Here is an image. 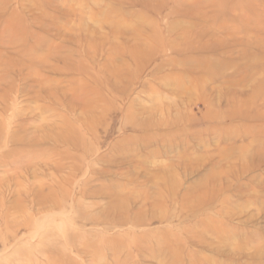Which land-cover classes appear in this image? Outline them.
Here are the masks:
<instances>
[{"label":"rangeland","instance_id":"374dc122","mask_svg":"<svg viewBox=\"0 0 264 264\" xmlns=\"http://www.w3.org/2000/svg\"><path fill=\"white\" fill-rule=\"evenodd\" d=\"M263 154L264 0H0V264H264Z\"/></svg>","mask_w":264,"mask_h":264},{"label":"bare ground","instance_id":"6f19581e","mask_svg":"<svg viewBox=\"0 0 264 264\" xmlns=\"http://www.w3.org/2000/svg\"><path fill=\"white\" fill-rule=\"evenodd\" d=\"M259 119H260V118H259ZM257 146H259V145H257ZM263 156H264V154H263ZM263 159H264V157H263ZM190 194H191V191H190V192L187 191V192L184 194V199L187 200V199L189 198ZM49 196H52V192L49 193ZM121 200H122V199H121ZM123 202L126 203L127 200H123ZM148 202H150V201H149V200H148V201L146 200L145 204H148ZM135 203H136V202H135ZM142 205H143V204H142ZM125 206H126V204L123 205V206H120V207L118 206V213H117V214L115 213V214L112 216L113 219H112L111 223H113V224H111V225H114V226H121V225H122V226H123V225H126V224L128 223V221H129V219L127 218V216H128V212H127V213H124V212H123V210H126ZM139 206H140V205H139ZM149 206L151 207V204H150ZM144 210H145V209H144ZM141 213H142V207L138 208V209L134 212L135 217H134V219H132V224H134V225H136V226L141 225V223H142L141 218H140Z\"/></svg>","mask_w":264,"mask_h":264}]
</instances>
